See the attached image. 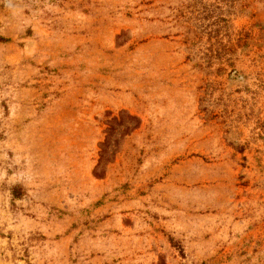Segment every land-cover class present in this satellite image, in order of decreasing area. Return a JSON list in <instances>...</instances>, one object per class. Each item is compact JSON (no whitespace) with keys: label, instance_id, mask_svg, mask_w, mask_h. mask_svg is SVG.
<instances>
[{"label":"rangeland","instance_id":"1","mask_svg":"<svg viewBox=\"0 0 264 264\" xmlns=\"http://www.w3.org/2000/svg\"><path fill=\"white\" fill-rule=\"evenodd\" d=\"M0 264H264V0H0Z\"/></svg>","mask_w":264,"mask_h":264}]
</instances>
